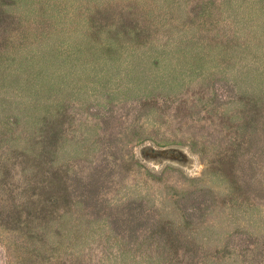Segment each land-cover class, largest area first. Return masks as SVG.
Here are the masks:
<instances>
[{
	"label": "rangeland",
	"instance_id": "1",
	"mask_svg": "<svg viewBox=\"0 0 264 264\" xmlns=\"http://www.w3.org/2000/svg\"><path fill=\"white\" fill-rule=\"evenodd\" d=\"M0 264H264V0H0Z\"/></svg>",
	"mask_w": 264,
	"mask_h": 264
}]
</instances>
